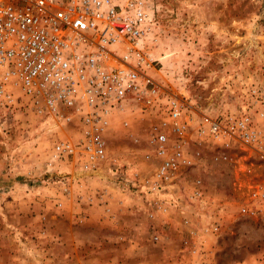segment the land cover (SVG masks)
Returning a JSON list of instances; mask_svg holds the SVG:
<instances>
[{
	"label": "rangeland",
	"instance_id": "rangeland-1",
	"mask_svg": "<svg viewBox=\"0 0 264 264\" xmlns=\"http://www.w3.org/2000/svg\"><path fill=\"white\" fill-rule=\"evenodd\" d=\"M145 2L151 73L163 91L212 117L251 103L252 87L264 93V0ZM258 109L264 118V100ZM154 118L156 107L132 116L126 129L117 124L109 142L118 167L98 176L48 163L53 142L70 128H51L25 105L6 112L0 264H264V215L239 212L264 182L261 153L237 143L200 145L191 133L186 149L196 165L178 173L172 193L155 194L143 183L156 165L146 141ZM195 178L204 197L193 201ZM159 197L170 203L165 213Z\"/></svg>",
	"mask_w": 264,
	"mask_h": 264
},
{
	"label": "built area",
	"instance_id": "built-area-1",
	"mask_svg": "<svg viewBox=\"0 0 264 264\" xmlns=\"http://www.w3.org/2000/svg\"><path fill=\"white\" fill-rule=\"evenodd\" d=\"M147 10L145 0H0V118L25 105L51 119V128H70L69 137L53 142L48 163L65 161L100 176L118 167L109 142L117 124L126 129L132 116L156 107L159 119L150 120L146 137L156 165L143 183L161 195L196 165L186 149L191 133L200 145L222 150L237 143L264 157V118L256 116L263 91L252 87L251 103L233 113L212 117L188 109L151 73L156 59L146 42L153 26ZM257 189L241 214L264 215V182ZM203 197L195 178L188 198ZM169 204L157 198L161 212Z\"/></svg>",
	"mask_w": 264,
	"mask_h": 264
}]
</instances>
